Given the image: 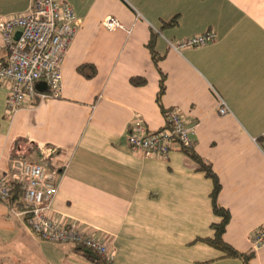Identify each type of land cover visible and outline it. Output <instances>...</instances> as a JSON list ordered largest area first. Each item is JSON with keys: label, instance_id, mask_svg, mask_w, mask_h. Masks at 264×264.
Returning a JSON list of instances; mask_svg holds the SVG:
<instances>
[{"label": "crops", "instance_id": "crops-1", "mask_svg": "<svg viewBox=\"0 0 264 264\" xmlns=\"http://www.w3.org/2000/svg\"><path fill=\"white\" fill-rule=\"evenodd\" d=\"M66 1L77 20L60 62L59 94L8 114V84L0 81V177L7 182L14 157L48 154L45 170L57 186L52 213L109 243L110 264H243L197 240L212 236L209 224L218 217L211 181L190 156L181 148L144 156L126 143L132 117L156 130L165 123L162 107L175 106L193 127L192 149L219 179L217 201L230 213L223 240L252 252L248 264H264V244L250 245L264 223V0ZM30 6L0 0V14ZM107 14L121 25L104 27ZM172 17L175 24L163 25ZM206 29L215 37L205 44L168 46V38ZM83 62L94 66L91 76L77 71ZM11 208L18 209L0 201V238L12 254L0 264H106L77 243L40 239Z\"/></svg>", "mask_w": 264, "mask_h": 264}, {"label": "built area", "instance_id": "built-area-1", "mask_svg": "<svg viewBox=\"0 0 264 264\" xmlns=\"http://www.w3.org/2000/svg\"><path fill=\"white\" fill-rule=\"evenodd\" d=\"M76 17L72 5L66 0H31V6L22 12L0 14V81L7 82L5 110L14 113L21 106H31L34 100L57 96L61 89L60 62L65 49L74 35ZM106 28L120 26L118 19L110 14L103 16ZM15 30L19 33L14 36ZM215 37L212 29L191 33L179 38H168V46L182 49L202 45ZM45 82L38 89L36 82ZM218 113L225 114L228 107L220 98ZM165 123L156 130L144 127L139 117L128 123L125 138L130 150L144 156L165 157L173 148L192 146L193 127L186 124L178 108L169 106L164 114ZM49 153H51L48 148ZM48 154L33 158L11 159L7 178L20 183L23 209L11 208L15 215L25 216L31 231L40 239L55 243H77L99 255L110 264L114 251L110 244L101 241L90 231L77 225L60 223L50 206L57 186L53 176L45 170ZM9 185L0 177V201L6 202ZM264 244V223L250 237L251 249Z\"/></svg>", "mask_w": 264, "mask_h": 264}, {"label": "trees", "instance_id": "trees-1", "mask_svg": "<svg viewBox=\"0 0 264 264\" xmlns=\"http://www.w3.org/2000/svg\"><path fill=\"white\" fill-rule=\"evenodd\" d=\"M175 23H176L175 17H172L171 19L167 21H163V25H173ZM147 45L149 46L151 50L152 58L154 62L156 63L157 58L159 56L156 55L155 50L153 48L152 38L148 40ZM76 69L77 71H79L80 73L86 76H91L95 71L94 66L91 63H87V62L78 64ZM131 79L133 81L141 80V78H134V77H132ZM163 91H164V72L159 70L158 89L156 92V100L159 103H160V96ZM166 108L167 107H164V108L162 107L163 114H165ZM48 148L50 149L51 153H56L57 151V149H53L51 147H48ZM177 148H181L185 153H187L192 159V161L195 163L196 170L201 171L211 181V189L208 193L209 200H210V208H211L212 213L216 215L218 219L209 224V227L212 230V236L211 237H198L197 240L206 242L210 246L221 251L222 256L224 257H239L243 261V264H248V260L251 257L252 252H248V253L239 252L236 249H234L230 244L226 243L222 238L225 227L230 218V213L228 209L221 206L217 201L218 192L220 190V182H219V179L216 173L212 169L211 164L209 162H206L200 155H198L192 149V146L188 148L178 146ZM7 182L9 185V195H8V198L6 199V202H8L11 205H14L18 209H23L22 189H21L20 183L15 180H11V179H8ZM79 248L83 251L85 256H87L89 259H93L95 261L101 260L102 263L104 262V260L99 255H97L94 251L90 250L89 248L82 246V245H80ZM207 262L208 260L202 261V262H195L194 264H202V263H207Z\"/></svg>", "mask_w": 264, "mask_h": 264}, {"label": "rangeland", "instance_id": "rangeland-1", "mask_svg": "<svg viewBox=\"0 0 264 264\" xmlns=\"http://www.w3.org/2000/svg\"><path fill=\"white\" fill-rule=\"evenodd\" d=\"M3 242H4L3 238H0V256L5 258L12 257V254L6 251L7 248L6 246L8 244H4Z\"/></svg>", "mask_w": 264, "mask_h": 264}, {"label": "water", "instance_id": "water-1", "mask_svg": "<svg viewBox=\"0 0 264 264\" xmlns=\"http://www.w3.org/2000/svg\"><path fill=\"white\" fill-rule=\"evenodd\" d=\"M18 33H19V31L18 30H15V33H14V36H17L18 35ZM45 82L44 81H38V82H36V87L38 88V89H44L45 88Z\"/></svg>", "mask_w": 264, "mask_h": 264}]
</instances>
